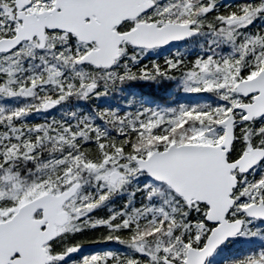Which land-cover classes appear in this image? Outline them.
Here are the masks:
<instances>
[{
    "label": "snow or ice",
    "instance_id": "6c2138e0",
    "mask_svg": "<svg viewBox=\"0 0 264 264\" xmlns=\"http://www.w3.org/2000/svg\"><path fill=\"white\" fill-rule=\"evenodd\" d=\"M218 3L0 0V264H264V0ZM161 80L205 98L26 120Z\"/></svg>",
    "mask_w": 264,
    "mask_h": 264
},
{
    "label": "trees",
    "instance_id": "16d2710c",
    "mask_svg": "<svg viewBox=\"0 0 264 264\" xmlns=\"http://www.w3.org/2000/svg\"><path fill=\"white\" fill-rule=\"evenodd\" d=\"M193 52L194 51H191L189 54ZM177 83L178 81L176 80H161L159 83L148 81L129 82L127 84L121 85L118 91L111 92V95L113 98L117 99L124 97L126 100H128L129 104L140 102L143 103V100H146L145 105H161L165 107H172V104L176 103L177 99L169 97V92L175 90L177 93L179 91L177 89ZM195 102H198V100ZM70 109L73 110L74 107H71ZM55 118L64 120L67 117ZM66 121L71 122L69 119H66Z\"/></svg>",
    "mask_w": 264,
    "mask_h": 264
},
{
    "label": "flooded vegetation",
    "instance_id": "af4514ba",
    "mask_svg": "<svg viewBox=\"0 0 264 264\" xmlns=\"http://www.w3.org/2000/svg\"><path fill=\"white\" fill-rule=\"evenodd\" d=\"M242 2V0H219L218 6L221 10H223L225 5H234L236 3H240ZM83 246H89V248L87 249H83L81 251H79L78 253L72 255L73 258H77L79 255H85L88 254L92 251H96V250H100L103 248H108V247H112V248H116L118 247V245L115 244H85Z\"/></svg>",
    "mask_w": 264,
    "mask_h": 264
},
{
    "label": "rangeland",
    "instance_id": "374dc122",
    "mask_svg": "<svg viewBox=\"0 0 264 264\" xmlns=\"http://www.w3.org/2000/svg\"><path fill=\"white\" fill-rule=\"evenodd\" d=\"M200 39V37L199 38H197V41ZM194 41V40H193ZM180 85V84H179ZM181 86V85H180ZM0 103H5V104H11V101H3V102H0Z\"/></svg>",
    "mask_w": 264,
    "mask_h": 264
},
{
    "label": "water",
    "instance_id": "95a60500",
    "mask_svg": "<svg viewBox=\"0 0 264 264\" xmlns=\"http://www.w3.org/2000/svg\"><path fill=\"white\" fill-rule=\"evenodd\" d=\"M174 43H176V42H174Z\"/></svg>",
    "mask_w": 264,
    "mask_h": 264
}]
</instances>
